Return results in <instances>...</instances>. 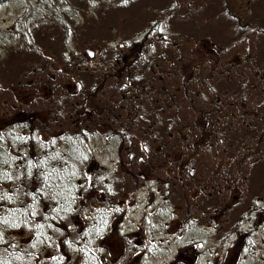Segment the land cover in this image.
Returning a JSON list of instances; mask_svg holds the SVG:
<instances>
[{
	"label": "rangeland",
	"instance_id": "374dc122",
	"mask_svg": "<svg viewBox=\"0 0 264 264\" xmlns=\"http://www.w3.org/2000/svg\"><path fill=\"white\" fill-rule=\"evenodd\" d=\"M30 1L0 0V116L8 119L20 110V120L11 127L18 132L29 130L23 118L35 117L34 146L52 140L53 146L61 147L56 133L67 124L58 120L43 127L41 121L61 92L72 98L74 105L79 104L77 95L91 85V79H98L91 77L99 72L97 64L109 61L105 45L116 44L121 54L126 49L121 45L135 46L148 36L135 63L139 73L134 74L144 71L150 76L143 83L142 78L135 80L141 83L139 88L129 84L132 97L142 100L138 106L144 109L145 119L150 120L151 102L139 95L144 94V86L156 89L150 93L155 104L162 85L167 87L165 96L170 95L172 85L178 88V117L186 124L183 141L177 136L169 139L167 146L164 142L152 150L149 144L145 151L133 143L127 147L126 139L115 131V121L111 124L103 116L98 117L101 123L82 126L87 136L83 145L95 163L89 172L93 181L84 179L82 185L88 198L83 211L94 216L96 208L109 204L113 214L112 227L104 237V252L109 254L106 264H264V139L256 141V131L260 124L264 126V106L259 104L264 100V39L260 44L264 0H171V5L178 2L177 7L172 16L166 9L156 17L165 22L155 29L160 33L156 39L144 29L153 20L148 8H162L163 0H142L130 7L126 6L129 2L113 0L99 8H94L92 0H69L70 17L61 19L56 27L49 21L38 22L27 33L23 30L27 24L24 6ZM224 1L232 3L235 15L223 9ZM198 2H203L202 7H197ZM190 3L196 11L186 13ZM100 9L102 18L107 19L96 26L90 17ZM109 30H114L112 37H107ZM163 42L168 43V49L160 51ZM87 49L92 50L91 57ZM150 50L155 56L159 52L167 56V65L156 62L157 66H152ZM178 56L182 58L181 74ZM143 57L148 58L144 63L140 61ZM191 60L197 63L192 72L190 63L186 66ZM104 69L107 77L96 100L119 102L123 92L118 86L126 76L113 75L107 65ZM185 81L191 91L183 85ZM74 108L65 106L59 112L70 115ZM137 124L143 126L144 122ZM164 125L158 132L162 133ZM166 125L172 129L179 126L175 121ZM203 128L213 139L205 136ZM189 154L190 162L182 161ZM150 159L159 161L157 165L145 163ZM188 164L192 178L183 174ZM110 182L114 184L112 196L104 189ZM97 189L105 190L100 201L95 199ZM95 201L97 205L91 208L89 202ZM83 220L75 221L78 226L73 220L66 223L70 229H82L86 228Z\"/></svg>",
	"mask_w": 264,
	"mask_h": 264
},
{
	"label": "trees",
	"instance_id": "16d2710c",
	"mask_svg": "<svg viewBox=\"0 0 264 264\" xmlns=\"http://www.w3.org/2000/svg\"><path fill=\"white\" fill-rule=\"evenodd\" d=\"M92 1L93 5H95L94 8H99L101 4L111 5L113 3V0ZM140 1L142 0H121L118 3L126 5L129 2L126 6L130 7ZM188 1L190 2V0ZM171 2V0H163L162 8H148L153 20L148 28L144 30L153 35L155 39L160 36L159 30L155 29L160 27L161 23H165L161 21V17L157 20L156 17H159L161 13L163 14L166 9H168V14L172 16L178 2H173V5H171ZM224 3L223 9L235 15L231 11L232 3L228 1H224ZM202 4L203 2H198L196 5L197 7H202ZM186 5H188L184 6L186 13L189 10L196 11V6L193 7L191 3ZM102 9L97 10L90 17V22H93L96 26H102V22L107 19L102 18L100 15ZM24 11L27 24L23 30H27V33H29V30H33L38 22L49 21L52 27H56L61 19L64 20L65 17H70L72 13L69 0H33L30 1V5L24 6ZM94 17L97 18L96 21L93 19ZM233 18L238 19L239 16ZM236 22L240 26L244 25L239 20H236ZM71 23L72 26L77 27L75 20H71ZM86 23L89 24V21H86ZM63 26L66 28V25ZM113 32L114 30H109L107 37H112ZM40 34L42 35L43 32H40ZM145 38L148 39V36L136 42L135 46L121 45L120 47H126L125 52L121 54H118L115 48L116 44L105 45V48H107L105 51L109 52V61L104 64L98 63L96 66L99 71L98 74L91 76L98 79L102 77V79H95L98 80L97 84L95 80L91 79V85L77 95L80 101L79 104L74 105L72 98L62 92L63 97H54V102H51L47 109L50 112L45 115L46 118L41 121L42 124L40 125L46 127L50 121L55 125L58 120L60 123L67 124V128H63L56 133V138L61 139L60 148L53 146L52 140L47 143L40 142L36 146L33 145L34 130L37 127L35 124L37 119L35 117L23 118L29 123L27 125L29 130L18 132L11 127L15 124V120H20L17 118L21 114L20 110L14 111L8 119L0 116V264H103L100 259L105 257L107 260L104 264L107 263L109 254L105 255L107 253L104 252L106 248L103 245L104 237L110 232L112 227L111 219L113 214L110 211L109 204L96 208L97 211L94 216L93 214L90 216L83 211L84 204L88 203V198L82 185L85 182L84 179L87 182L93 181V176L89 175V172L95 163L89 154L90 152L86 150L87 145H83V140L87 136L84 134L85 130L82 129V126L88 127L90 124L101 123L98 122V117L103 116L111 124L115 121V131L117 133V130H119V137L126 139L127 147H130L131 143H133L137 146L140 145L141 150L145 151L149 144H152L153 146H150V148L155 150L154 146L160 148L164 142H166L167 146L170 143L169 139L175 140L178 139L177 136H180L183 141L185 137L183 132L186 124L182 125L178 117L180 106L179 100L177 101L178 88H176V85L171 86L170 95L167 94L166 96L163 95L166 94V84L162 85V89H159V95L156 98L157 104L150 99V93L156 89L149 84L143 88L141 87L145 92L143 95H139L151 102V107L149 108L150 120L144 118L145 111L138 106L142 100L136 99L131 95L130 82L134 84V87L139 88L137 86L150 76L144 74V71L139 76L135 75L139 73L135 70V63L138 60L143 41L145 42L146 40ZM263 39L264 35L260 44ZM173 40L175 41V39ZM167 44L163 42L160 51L167 50ZM157 54L155 56L154 51L150 50L149 60L152 66H157L156 62L167 65V56H160V52ZM147 59V57H143L140 61L144 63ZM119 61H122V63L119 64ZM179 63L178 70L182 67L181 56H178L176 65ZM189 63L190 72H192L197 63L191 60L186 63V66H189ZM0 65L2 66L3 63L0 62ZM105 65L113 70V75L120 76L124 73L123 75L126 76V78H123L121 85H117L118 90L123 92L122 97L119 99L122 104L109 99H104L102 103L96 100L105 81L104 79L107 77L104 69ZM131 66H134L133 70H131ZM84 68V71L88 70L87 67ZM181 73L182 71L179 70V74ZM140 78H142L141 83L137 84L135 80ZM174 82H177V80ZM183 85H187V90L191 91L190 85L186 81L183 82ZM136 88H134L135 91L138 90ZM184 89L185 87H183V91ZM193 97L196 99L195 96ZM61 98H64L63 102ZM60 102H62V105H60ZM176 102L179 108L176 107ZM87 104H89L88 108L90 109L87 108ZM259 104L264 106V100ZM65 106L72 109L73 107L75 108L72 114L61 116L62 114L59 110ZM156 106L158 107L157 109H155ZM172 107L174 110L169 114L167 110ZM203 114L209 115L206 111ZM131 117H136V119L133 118L130 121ZM170 121L177 122L179 126L172 129V126L166 125V122ZM140 122H144V125L140 126L137 124ZM163 124L165 125L162 133L158 132L157 128ZM260 125V130L256 131V141L259 137L260 141L264 139V126ZM111 131L113 130L111 129ZM203 132L205 136L213 139L207 133L208 130L206 128H203ZM182 141L180 142L181 144ZM144 142H146V145ZM171 146V148L174 147L173 145ZM257 146L262 147V145L258 144ZM257 152L258 150H256ZM184 160L189 163L191 160L190 154L185 156L182 161ZM83 161L85 162L81 170L79 166ZM157 161H154L156 165ZM147 162L154 164L153 159L145 161V163ZM136 163L143 162L137 160ZM156 165L155 167H157ZM192 171L188 164L183 174H187L188 178H192ZM80 173H82L84 178L80 179ZM178 175L181 177L182 172H178ZM179 181H182V179ZM108 187L109 190L107 191ZM108 187L104 189H106L108 195L112 196L110 193L113 191L114 184L112 185V182H110ZM104 189H97L96 200L100 201L99 197H101V194L103 195L102 191H105ZM98 193H100L99 196ZM89 205L93 208L97 203L96 201L94 203L89 202ZM114 214L117 216L118 213L115 212ZM83 219L86 220L84 221ZM66 220H73L74 222L83 220L82 226L86 225V228L76 229L74 226V228L70 229ZM117 223L116 221L115 225Z\"/></svg>",
	"mask_w": 264,
	"mask_h": 264
},
{
	"label": "water",
	"instance_id": "95a60500",
	"mask_svg": "<svg viewBox=\"0 0 264 264\" xmlns=\"http://www.w3.org/2000/svg\"><path fill=\"white\" fill-rule=\"evenodd\" d=\"M87 52H88V54H89L90 56L93 55V52H92L90 49H87Z\"/></svg>",
	"mask_w": 264,
	"mask_h": 264
}]
</instances>
